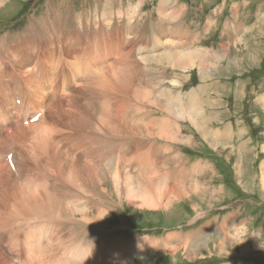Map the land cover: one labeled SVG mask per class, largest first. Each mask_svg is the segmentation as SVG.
I'll return each instance as SVG.
<instances>
[{
  "label": "bare ground",
  "instance_id": "1",
  "mask_svg": "<svg viewBox=\"0 0 264 264\" xmlns=\"http://www.w3.org/2000/svg\"><path fill=\"white\" fill-rule=\"evenodd\" d=\"M184 10L176 0H161L160 28L151 35H143L142 17L134 12L92 17L58 12L31 25L24 38L10 33L0 38V163L8 170L0 178V230L37 223L28 264H126L136 254L180 249L194 261L209 251L210 236L221 240L222 252L228 242L247 251L246 225H239L236 211L221 226L217 218L200 230L161 241L139 238L128 247L123 239H110L104 225L116 202L139 212H172L194 193L210 196L209 208L221 202L220 189L204 181L215 182L217 167L205 159L192 162L187 151L177 150L198 146L193 131L218 151L233 139L231 127L212 128L220 113L208 109L221 106L218 92L209 103L207 83L181 90L192 70L206 81L220 65L215 57L208 62L199 46L216 20L208 18L203 35L193 36L177 22L167 24ZM259 101L264 106V95ZM61 240L67 246L58 245ZM43 256L45 263L38 262Z\"/></svg>",
  "mask_w": 264,
  "mask_h": 264
},
{
  "label": "rangeland",
  "instance_id": "2",
  "mask_svg": "<svg viewBox=\"0 0 264 264\" xmlns=\"http://www.w3.org/2000/svg\"><path fill=\"white\" fill-rule=\"evenodd\" d=\"M2 1L5 5L2 3L0 7V38H4L9 33L12 36L17 34L18 39L24 38L26 37L24 33L30 30L31 25L46 23L50 15H58V12L59 15H73V17L85 14H88L87 17H92L91 15H110V13L129 15L134 12L133 15L142 17L140 19L142 25L138 27L143 28V35H151L160 28L158 22L161 15L159 12L161 0H142L143 3L136 12L134 8L140 0ZM176 1L178 5L184 6L185 10L179 20L170 24L167 22L170 26L177 22L176 25L187 30L190 35H203L208 20L210 18L216 20V25L212 26L211 31L204 33L200 38L199 46L205 49L204 56L208 62L214 57L219 59V70L213 74L212 79L206 81H202L197 69L192 70L190 81L188 84L185 83L186 86L181 90L185 94L207 83L209 103L216 96L215 92H218L222 97L221 106L208 109V113L213 110L217 114L220 113L219 120L213 119L215 122L212 128L225 130L226 127H231L233 139L229 142L227 138L222 145L225 149L218 151L214 150L207 141V143L203 141L197 131H193L194 137L200 142L198 146L191 148L177 145V150L182 153L187 151V156L192 162L205 159L217 167L215 182L211 177L204 181L211 179L209 184L212 189L215 187L220 189L221 202L209 208L212 198L210 196L200 198L194 193L191 197L188 196L189 199L177 202L172 212L164 210L139 212L140 210L137 211L127 205L126 208L117 205L116 202L113 204L108 221L104 224L108 230V237L112 240L123 239L121 244L123 247H128L127 242H135L139 238H154L161 241L175 232L200 230L201 226L209 221L216 222L217 218L221 226L226 216L236 211L239 213H235L236 217L239 215L238 223L241 222L239 225H246L247 233L244 234L247 236L243 234V241L248 248L245 253L237 244L230 242L226 243V249L223 248L222 252L218 248L221 240L210 236L208 238L212 240L209 243L211 245L208 244L209 251H204L205 256L194 261L187 260L183 250L180 249L175 254H172L171 250L170 253L150 251L144 255L136 254L134 260L130 257L126 264H264V171H261L264 163V106L259 101V97L264 95V0ZM233 15H237L238 18ZM235 34L242 39L241 43L236 42L238 38ZM22 79L25 80L27 77L24 76ZM166 86L169 84L166 83ZM8 93L4 94L9 95ZM36 120L37 118L32 122ZM238 166L241 169L237 168ZM3 168V164L0 163V178L1 176L3 178L8 171L6 168L2 170ZM46 182L48 183V180ZM197 209L200 212L197 213ZM59 226L62 229L67 227L65 224ZM224 233L221 232L219 236H223ZM234 233L233 231L228 234ZM37 235L36 222L22 226L21 230L17 226L7 225L0 230V243L3 244V252L0 251V256L7 262L21 259L23 263L28 264L29 255L36 249ZM60 244L67 246L62 240L61 243L58 242V245ZM255 245H260L261 248L258 247L256 250ZM8 248H12L13 251L9 252ZM24 259L26 261H23ZM45 260L44 256L38 258L40 263H45ZM76 262L83 264L81 260Z\"/></svg>",
  "mask_w": 264,
  "mask_h": 264
}]
</instances>
